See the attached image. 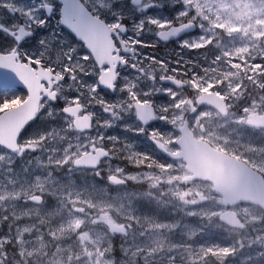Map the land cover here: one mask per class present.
I'll use <instances>...</instances> for the list:
<instances>
[{
    "label": "rangeland",
    "instance_id": "374dc122",
    "mask_svg": "<svg viewBox=\"0 0 264 264\" xmlns=\"http://www.w3.org/2000/svg\"><path fill=\"white\" fill-rule=\"evenodd\" d=\"M183 3L186 14L179 22L195 23L202 35L187 48L175 45L170 54L146 53L155 49L146 47L143 55L170 57V67L186 73L193 97L215 92L228 101L230 110L224 117L206 107L188 115L187 106L190 129L197 139L217 144L235 138L248 148L251 129L246 116L264 115V0ZM175 95L172 124L161 131L160 117L151 137H160L168 145L178 138L177 127L186 112L183 95ZM117 130L126 134L118 122L109 129L114 133L106 135H117ZM65 135L71 139L79 134L50 133L34 149L21 152L28 139L23 134L17 152L0 148V264H264V213L258 208L233 207L245 227L229 229L218 220L223 206L208 184L161 188L164 179L186 175L181 164L170 162L161 168L163 172L155 171L158 175L152 171L126 174L111 160L110 168L102 165L87 173L72 168L80 149L71 151L68 140L60 138ZM256 136L264 139V131ZM133 144L135 151L117 144L111 150L113 157L147 156L138 150L144 143ZM261 165L264 171V161ZM110 174L133 185H112L106 179ZM32 197L42 201L34 203ZM112 234L128 243L118 260L111 255Z\"/></svg>",
    "mask_w": 264,
    "mask_h": 264
},
{
    "label": "snow or ice",
    "instance_id": "6c2138e0",
    "mask_svg": "<svg viewBox=\"0 0 264 264\" xmlns=\"http://www.w3.org/2000/svg\"><path fill=\"white\" fill-rule=\"evenodd\" d=\"M185 14L183 0H0V107L30 108L21 152L50 133L86 132L60 137L80 149L74 163L110 168L115 145L135 151L133 141L154 136L160 116L146 106L174 98L168 85L179 68L137 45L189 47L202 33L179 23ZM148 34L158 39H141ZM118 122L136 135H106Z\"/></svg>",
    "mask_w": 264,
    "mask_h": 264
},
{
    "label": "water",
    "instance_id": "95a60500",
    "mask_svg": "<svg viewBox=\"0 0 264 264\" xmlns=\"http://www.w3.org/2000/svg\"><path fill=\"white\" fill-rule=\"evenodd\" d=\"M183 24L189 27L190 31L195 32V23L188 21ZM172 80L173 83L169 84L172 87L176 89L186 87L185 82L173 78ZM194 104L193 106L188 101L189 114H193L197 108L202 106L212 109L221 116H226L228 113L224 99L214 92H205L198 95ZM146 108L153 107L146 106ZM29 111V107L17 104L0 113V148L9 153L18 151L19 139L23 133L24 121L28 117ZM246 122L249 126L264 128V115L248 114ZM78 133L84 134L86 132ZM178 133L179 136L175 142L178 149L175 152L166 151L163 144L158 140L151 139L150 143L168 159L183 162L185 170L189 174L188 177L183 179L184 181H202L212 184L213 191L221 196V205L228 208L218 216V220L222 225L232 230L244 229L245 225L242 220L231 210V208L240 204L255 206L264 212V180L259 173L253 171L242 161L227 156L215 150L207 142L193 137L187 123H183L178 128ZM80 158L83 159V157ZM91 158L95 159V157ZM74 160L72 161L74 169L91 171L97 169L95 164L76 165ZM107 180L111 184L124 183L122 179L115 175H109ZM31 201L38 203L40 198L32 197ZM261 247L264 250V239Z\"/></svg>",
    "mask_w": 264,
    "mask_h": 264
},
{
    "label": "flooded vegetation",
    "instance_id": "af4514ba",
    "mask_svg": "<svg viewBox=\"0 0 264 264\" xmlns=\"http://www.w3.org/2000/svg\"><path fill=\"white\" fill-rule=\"evenodd\" d=\"M179 23H181V24L187 23V19H184L183 21H181ZM141 39H143L147 43H150L151 41H156L158 38L152 35V36H147V37L144 36ZM175 45L176 44L172 43L171 41L167 42V43L166 42L165 43L159 42L154 47L155 49H151L150 48V49L146 50V53L147 52L150 53L153 50V52L158 51V52L163 53L165 55L166 54H170L171 50L176 49ZM137 48L142 54H144L143 50H145L146 47H140L139 45H137ZM204 50H205L204 48L203 49H199L198 52H202ZM191 58H194V57H191ZM157 74H159V73H157ZM172 78L176 79V80H181V81L186 83V87L182 88V89H176V88L172 87L171 85H168V87L173 90L172 93L175 94L177 92H180L181 95H183V97H184V109L186 110V112L181 115V125L183 123H187V126H188V128H189V130L191 132L190 120H189L190 116H187V106L189 107L188 101H190V103H192L195 100V97H193L190 94V92L188 91V89H187V76H186V73H185L184 76H182L181 73L172 74ZM115 97H116L115 95L110 94L109 96L105 97V99L106 100L111 99L113 102H115L116 101ZM177 97H178L177 95H175L174 98H169V99H167V97H163V98H161L159 96L157 98L154 97L155 103L153 105H151V106L155 109L156 114H158L163 119L162 120L163 125H162V130L161 131H163V130H165L167 128L166 124H172L170 122V120L173 118V116L175 114V111L173 109V105L172 104L175 102ZM224 100H225L226 104H228V101L226 99H224ZM164 104L167 105V111H164V108H163ZM229 110L230 109L228 108V112H229ZM254 113L255 114H260V113H256V112H254ZM180 126L177 127V132H178V128ZM248 127L251 129V133L249 134V137L251 136V138L249 139L248 148L242 147L238 143H236L237 139H235V138H232L231 141H229V142H224L223 140H220L219 143H217V144L214 143L215 141H210L211 142L210 143V142H208L206 140H203V139H201V140L207 142L215 150L220 151V152L226 154L227 156L235 158V159H237L239 161H242L249 168H251L253 171L259 173L262 176L263 180H264V171L262 170V165H261L262 161H264V149H263L264 139L263 138H258L256 136L257 132L259 130L260 131H264V128H258V127L249 126V125H248ZM200 131L203 132V128L202 127H200ZM75 133H77V132H75ZM109 133L113 134L114 132H111L108 129L107 130V134H109ZM77 134H79V133H77ZM115 134H117L122 139L125 136L130 135V134H131L130 137L135 136V135H132V133H130V134L126 133L127 135L123 134L122 132H120L118 130L115 132ZM224 134H226V133H224ZM79 135H85V134H79ZM192 135L196 138V136L193 133H192ZM178 136H179V133H178ZM150 139L149 138H144V144L142 143L144 147H139L138 148V150L141 153L147 155V156H144L143 159H140L139 157L138 158L137 157H132V159L129 160L126 156L123 155V157L126 160L120 159V161L117 162L116 161L117 159L115 157H113V153H111L112 154L113 164L119 165L126 174H130V173H134V172H144V171L149 172V171H152L156 175H158V173L155 172V171L159 170L160 172H163L161 168H163L164 165H168L170 162L181 164L184 167V170H185V165L183 164V162L181 160H169L166 156H164L159 151H157L149 143ZM176 139L173 141V143L171 145L166 144L164 139H162L160 137H158L157 140H159L163 144L164 149L166 151L175 152L178 149L177 146H176V143H175ZM135 142L139 143L138 141H135ZM111 150H113V149H110V151ZM247 150H248V152H247ZM139 159H140L141 163L138 162ZM101 168H102V165H101ZM185 173H186V175L183 178L189 176V174H188V172H186V170H185ZM183 178L182 179H178V180H174L172 178H167V179H164V181H163L164 183H162V184L160 183L159 185L163 186V188H164L166 184H168L169 186L178 184L179 186H184L185 188H187L185 185H190L191 183H197L198 182V183H206L209 186H211V188H212V184L209 183V182H201V181L189 182V181H183ZM132 185L133 184H131L130 181H126L125 180V183L123 185H116V186H123V187H127L128 186L130 188ZM214 193L219 197V200H220V203H221V196L218 193H216V192H214ZM41 201H42V199L40 198L39 202H41ZM226 210H228V208H224L223 207V211L222 212H224ZM231 210H232V208H231ZM221 213H219V215ZM229 232H237V233H239L240 231H229Z\"/></svg>",
    "mask_w": 264,
    "mask_h": 264
},
{
    "label": "trees",
    "instance_id": "16d2710c",
    "mask_svg": "<svg viewBox=\"0 0 264 264\" xmlns=\"http://www.w3.org/2000/svg\"><path fill=\"white\" fill-rule=\"evenodd\" d=\"M182 76L185 75V73H181ZM17 104H5L3 105V107H0V113L10 107H13ZM127 137L131 138L130 135H127ZM116 148V145L113 149ZM118 157V158H117ZM116 161L119 162L120 161V158L119 156L117 155L116 156ZM138 162L140 163V160H138ZM85 172H89V171H85ZM161 188H163V186H161ZM111 242H112V249H111V255L116 259L118 260L119 258V255L121 252L124 251V249L127 247L128 243L126 242V240H121L118 238V236H116L115 234H112V239H111Z\"/></svg>",
    "mask_w": 264,
    "mask_h": 264
}]
</instances>
